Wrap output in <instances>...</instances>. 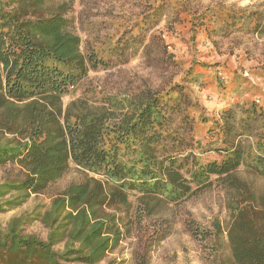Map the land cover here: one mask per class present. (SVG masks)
Instances as JSON below:
<instances>
[{
	"label": "trees",
	"instance_id": "16d2710c",
	"mask_svg": "<svg viewBox=\"0 0 264 264\" xmlns=\"http://www.w3.org/2000/svg\"><path fill=\"white\" fill-rule=\"evenodd\" d=\"M72 6L73 0H0V170L17 165L25 173L0 176V214L45 192L72 165L84 175L44 212L35 208L0 225V264H98L123 240L121 213L130 210L133 194L151 213L153 202L180 203L214 178L231 198L225 229L215 225L218 258L212 264H264V193L237 174L244 166L264 177L260 101L245 99L242 114L249 123L263 118L253 142L233 145L225 125H211L209 131L219 134L197 141L198 152L184 157L166 150L165 95L109 96L96 105L76 99L64 108L70 88L101 64L96 54L83 53L80 37L69 29ZM208 153L218 158L204 160ZM34 222L48 229L47 240L25 233ZM194 228L198 238L211 237ZM224 234L227 251L221 253ZM60 243L63 249L56 251Z\"/></svg>",
	"mask_w": 264,
	"mask_h": 264
},
{
	"label": "rangeland",
	"instance_id": "374dc122",
	"mask_svg": "<svg viewBox=\"0 0 264 264\" xmlns=\"http://www.w3.org/2000/svg\"><path fill=\"white\" fill-rule=\"evenodd\" d=\"M67 17L83 53L96 54L101 64L70 88L64 108L76 99L96 105L109 96L165 95L171 135L166 150L178 157L198 152L197 141L217 136L219 132L209 131L211 125H225L227 141L243 146L261 130V116L249 123L242 114L247 98L258 99L264 107V0H73ZM221 145L219 139L216 147ZM217 158L216 153L203 156ZM237 174L258 194L264 193V177L244 166ZM0 176L23 178L25 173L8 165ZM83 177L72 165L45 192L0 214V225L6 227L13 216L35 208L44 212L55 195ZM137 198L133 194L130 210L121 213L123 240L98 264H212L218 258L213 250L215 225L225 229L230 220L231 190L216 178L180 203L153 202L151 213ZM194 227L211 237L198 238ZM25 233L47 240L49 231L34 222ZM220 243L221 253H226L225 234ZM62 249V243L55 247Z\"/></svg>",
	"mask_w": 264,
	"mask_h": 264
}]
</instances>
